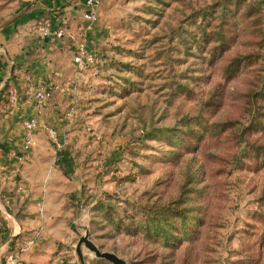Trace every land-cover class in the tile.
Masks as SVG:
<instances>
[{
	"label": "rangeland",
	"instance_id": "rangeland-1",
	"mask_svg": "<svg viewBox=\"0 0 264 264\" xmlns=\"http://www.w3.org/2000/svg\"><path fill=\"white\" fill-rule=\"evenodd\" d=\"M48 1L0 0V263L264 264V0Z\"/></svg>",
	"mask_w": 264,
	"mask_h": 264
},
{
	"label": "built area",
	"instance_id": "built-area-1",
	"mask_svg": "<svg viewBox=\"0 0 264 264\" xmlns=\"http://www.w3.org/2000/svg\"><path fill=\"white\" fill-rule=\"evenodd\" d=\"M85 11L83 12V18L86 19L90 23H94L98 18V8L101 5V0H84ZM40 34L43 37H69L71 39H76L77 45L75 48V53L73 56V60L79 66L84 65L88 60L92 59L91 52L87 49V42L84 38L83 31L73 30V29H66L60 25H53V23L46 21L40 27ZM51 88L47 87H40V88H32L29 95L35 101L37 111H40L42 105L48 100L51 96ZM11 98L16 103V92L15 90L11 91ZM37 125V117L32 116L31 118L27 119L24 122V127L26 130L25 139L23 142V147L21 154L18 156V160H22L24 158V154L26 153L27 149L33 143L31 132L33 131L34 127ZM49 136L55 139V130L50 128L47 129Z\"/></svg>",
	"mask_w": 264,
	"mask_h": 264
},
{
	"label": "crops",
	"instance_id": "crops-1",
	"mask_svg": "<svg viewBox=\"0 0 264 264\" xmlns=\"http://www.w3.org/2000/svg\"><path fill=\"white\" fill-rule=\"evenodd\" d=\"M64 2L70 3V2H75V1L74 0H69V1L68 0H50L46 4H48V6H51V7L56 6L58 8ZM82 4H83L82 6L84 8V10H83V12H84L85 11L84 0H82ZM65 10L69 11L71 14H74V12H75L74 10H72V7L69 5L66 6L65 8L61 9L62 12L63 11L65 12ZM83 12H82V16H83ZM57 23H58L57 25L63 24L64 21L59 20V21H57ZM52 38H54V39H52ZM55 39L65 40L68 38L67 37L58 38V37H53V36L42 37V41H44V43H48V44ZM71 48L73 49V47H71ZM6 57H7V59H9V55L7 53H6ZM30 67H32L34 69L33 71H35V73H34V75L29 73V75H27V79L31 78L32 80H38L37 78H39V79L44 78L45 80H48V78L50 77L51 72H52V66L49 63H47L46 61H42L41 63H35V64L31 65ZM45 85L51 86L52 83H49V84L45 83ZM45 106H46V102L44 103V105H42L41 109L43 110L45 108ZM27 108L32 109L33 108L32 104H30L28 102ZM31 117H32V115L29 116V118H31ZM5 150H4V152H6ZM9 151L11 152V156L12 157L14 156L13 158L15 160H16V157L18 158V156L21 154V148H19V149H14V148L9 149L8 148V153H9Z\"/></svg>",
	"mask_w": 264,
	"mask_h": 264
},
{
	"label": "water",
	"instance_id": "water-1",
	"mask_svg": "<svg viewBox=\"0 0 264 264\" xmlns=\"http://www.w3.org/2000/svg\"><path fill=\"white\" fill-rule=\"evenodd\" d=\"M81 242H84L85 245L92 251H94V253L99 256V257H102V258H105L109 261H111L113 264H125L121 259H119L118 257H116L114 254L112 253H108V252H104V253H100L97 248L93 247L92 245L89 244V242L87 241L86 237H82L80 239V243ZM77 252H78V255H79V259H80V262L82 264V258H81V253H80V249H79V246L77 248ZM1 264V263H0ZM10 264H17L16 263V260H14L12 263Z\"/></svg>",
	"mask_w": 264,
	"mask_h": 264
}]
</instances>
